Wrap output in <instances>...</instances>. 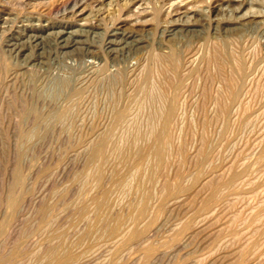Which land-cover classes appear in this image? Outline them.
I'll return each mask as SVG.
<instances>
[{"label":"rangeland","instance_id":"rangeland-1","mask_svg":"<svg viewBox=\"0 0 264 264\" xmlns=\"http://www.w3.org/2000/svg\"><path fill=\"white\" fill-rule=\"evenodd\" d=\"M191 1H181L180 9L166 18L165 0H142L149 13L140 17L133 8L121 17L128 0H0V264H36L44 253H52L45 248L47 239L73 243L85 230L78 208L87 204L89 213L90 198L98 194L92 150L103 145L101 134L109 128L114 104L134 110L135 130L141 133L150 128L146 118L163 109V99L149 100L134 91L146 70L158 96L166 98L170 85L182 81L167 155L153 182L143 184L152 195L150 202L141 196L143 208L118 188L109 194L115 207L124 205V219L128 213L136 219L131 226L139 230L133 228L131 242L97 240L77 264H264V0H238L239 6L228 0H193L194 11L187 10ZM73 6L85 9L82 15ZM248 16L263 24L239 26ZM136 18L142 23L137 25ZM169 22L194 28L169 32ZM118 26L121 31L108 38ZM136 42L140 45L133 49ZM64 43L70 48L58 47ZM171 54H178L177 75L168 60ZM234 86L237 97L230 100L228 89ZM65 109L68 117L57 123L55 117ZM131 126L115 130V144L127 145L135 132ZM231 173L238 175L230 184L224 180ZM134 213L144 214L141 219ZM129 227L125 223L124 231ZM81 249L75 245L74 251ZM146 249L153 251L149 261H144ZM37 251L43 255L39 261Z\"/></svg>","mask_w":264,"mask_h":264},{"label":"bare ground","instance_id":"bare-ground-1","mask_svg":"<svg viewBox=\"0 0 264 264\" xmlns=\"http://www.w3.org/2000/svg\"><path fill=\"white\" fill-rule=\"evenodd\" d=\"M160 1V0H159ZM184 2V0H165V4H167L166 6H168L166 8L165 11H167L166 13V18H170V15L172 14V12L180 9L179 5L180 3ZM202 0H196L197 3H200ZM209 1V0H208ZM207 1V2H208ZM214 2L216 1H219V0H212ZM230 4L232 5H235L237 4L239 6V2L238 0H228ZM67 3V2H66ZM65 3V4H66ZM193 3V4H192ZM226 3V2H225ZM241 3V2H240ZM187 4V3H186ZM194 3L193 0L190 2V5L188 3V8L187 10H193L194 11ZM202 5V4H201ZM67 6V5H66ZM199 6V5H198ZM223 6V5H222ZM76 7V6H75ZM73 6V9L75 8ZM196 7V6H195ZM242 7V6H241ZM77 8V10H76ZM75 8V12L78 15H82V13L84 12L85 9H81V10H78V7ZM134 9V11L138 13V17L142 16L143 14H148L149 12H147L145 9L146 8H142V0H128L127 4H125V9H124V13L122 11L121 13V17L123 15H125V13H128V11L130 9ZM221 8V7H220ZM112 9V8H111ZM163 9V8H162ZM161 9V10H162ZM183 9V8H182ZM197 9V7H196ZM127 10V11H125ZM199 10V9H198ZM211 10V9H210ZM238 10V9H237ZM152 12V11H151ZM118 13V12H116ZM193 13V12H192ZM74 14V13H73ZM129 14V13H128ZM72 15V14H71ZM75 16V15H74ZM130 16V15H129ZM120 17V18H121ZM127 16H125L124 18H126ZM137 17V15H136ZM137 17V18H138ZM153 16L150 17V20ZM163 17V16H162ZM219 17V16H218ZM135 18V17H134ZM136 18V20H137ZM210 18V17H209ZM220 18V17H219ZM83 19L86 20V17H84ZM186 19V18H185ZM216 19V18H215ZM140 20V19H139ZM149 21V19H147ZM153 20V19H152ZM151 20V22L153 23V21ZM166 20V19H165ZM239 20V19H238ZM138 21V20H137ZM136 21V22H137ZM145 21V20H144ZM143 21V23H144ZM169 21V20H168ZM186 21V20H185ZM237 21V19H236ZM150 22V21H149ZM194 22V21H193ZM89 23V22H88ZM138 23H140V21L137 22V25H139ZM142 23V22H141ZM140 23V24H141ZM155 23V22H154ZM177 23V21H176ZM257 24H263L261 23V19H258L257 17H252V16H248V17H243L240 19V21H238V25L239 26H254V25H257ZM87 25V24H86ZM130 25V24H129ZM144 25H147V24H144ZM167 25V23H166ZM216 25H219V22L216 23ZM120 26V25H119ZM118 26V28L116 29H113V30H110L109 31V35L110 37L108 38H111L116 34V31H121L120 30V27ZM165 26V25H164ZM151 27V26H149ZM225 27H227V25H225ZM191 28H194V25L192 24H183V25H177V24H174L172 22H169L168 25L166 26V30H169V32H174V31H188L190 30ZM131 29V28H130ZM129 29V30H130ZM140 29V28H138ZM145 29V28H144ZM149 29V28H148ZM149 31V30H148ZM153 31V30H152ZM165 31V30H164ZM212 31V30H211ZM214 31V30H213ZM150 32V31H149ZM133 32H129V36H131ZM145 33H147L145 31ZM175 33V32H174ZM73 34H70L69 35V38L72 40L73 39ZM60 34H56L55 36V39L56 40H59L60 41ZM63 38V37H62ZM80 38V37H79ZM65 40V39H64ZM82 40V39H81ZM76 41V39H75ZM141 41V40H140ZM73 42V41H72ZM76 43V42H75ZM76 45V44H75ZM108 45H113L112 42H108ZM140 45V42H136V44L134 45L135 48H137L138 46ZM142 45V44H141ZM58 46V45H57ZM59 48L61 49H68L70 48L69 47V43H64V44H61L60 46H58ZM78 47V46H76ZM80 47V46H79ZM72 48V47H71ZM129 50V49H128ZM222 50V49H221ZM79 51V50H77ZM230 51V50H229ZM222 52V51H221ZM86 53V52H85ZM216 53V52H215ZM231 53V52H229ZM155 54V53H153ZM163 54V53H162ZM200 54V53H199ZM213 54V52H212ZM165 55V54H164ZM178 54H171L169 57H168V60L170 62V66L172 68V70L174 71V73L177 75V72H178V66H179V61L177 58L178 56H176ZM231 55V54H230ZM166 56V55H165ZM225 56V55H224ZM232 56V55H231ZM163 57V56H162ZM218 57V56H217ZM222 58V57H221ZM232 60L234 57H231ZM238 58V57H237ZM193 59V58H192ZM235 59V58H234ZM214 61V60H213ZM216 61V60H215ZM214 61V62H215ZM234 61V60H233ZM162 62V61H161ZM209 62V61H208ZM222 62V61H221ZM237 62V60H236ZM223 63V62H222ZM235 63V62H233ZM155 64V63H154ZM158 64H159V61H158ZM224 64V63H223ZM222 64V65H223ZM236 64V63H235ZM162 65V64H161ZM225 65V64H224ZM241 63H239L237 65V71H241ZM2 70H5L7 71L8 70V66L5 65V63H3L2 65ZM207 66V65H206ZM235 66V65H234ZM160 67V66H159ZM164 67V66H163ZM1 69V68H0ZM144 69V68H142ZM156 69V67H155ZM185 69V68H184ZM206 69V68H205ZM1 70V71H2ZM157 70V69H156ZM160 70H162L160 68ZM222 70V69H221ZM95 71V70H94ZM141 71V70H140ZM155 71V70H154ZM163 71V70H162ZM166 72V71H165ZM218 72V71H217ZM221 72V71H220ZM3 73V72H2ZM6 73V72H5ZM136 73V72H135ZM144 74L141 76V78L138 80L137 79V83H135L134 85V91L137 92V93H140L142 94L146 99H149V100H153V99H163V102H164V106H163V109L158 112H154L153 114H151L148 118H146V121H148L147 125H145V127L147 128V126H150V128L148 129L147 133H141L139 128L137 131V129L135 130V125H137V121H136V118L134 116H136L134 114L131 115V113L134 111H129V108L128 105H123V106H117V104H114V107H113V111H112V114H111V117H110V122H109V128H107L101 135H102V143L103 145L101 147H99V145L95 146L92 150V154H93V158L94 160L97 162V166H96V173L95 175L97 174V177L99 178L97 181H95V186L97 188V191H98V194L96 196H93L90 198V215L89 213L87 212V204H82L81 206H79L78 208V214H79V219L81 221H83L85 223V230H83V232H81V234L79 233L78 237L76 238V240L73 242V243H67L65 242V240H60V241H57L55 242L54 240L51 241L50 239H47L49 241L46 242V247L45 248H51L52 249V253L45 256L47 253H44V257H42L41 261H39L37 258L42 254V251L39 253L37 251V255H36V259L39 261L38 263L36 262L37 260L35 259V262L36 264H77L79 262V260L84 256L86 255V253H88L90 251V249L94 246V243H97L98 241L97 240H103V243L105 241H111V240H114L116 239L117 237H120V242L124 240H126V242L124 244H127V243H130L132 238H133V227L131 226V224H133L131 221L133 220L131 218V215H129L130 213H128V218L124 219L122 214H121V211L123 210L124 208V205L122 207H115L114 204H112L110 202V198H109V194L110 192L113 190V189H120L123 191V193L125 194H128L133 196V200L135 202H137L136 204H139L140 203V198L142 195H146V198H147V202H150V199H151V193L150 192H144V189H143V184L145 181L147 182H153L154 180V175L157 171V168L164 162L165 160V156L167 155L166 152L168 151V143H169V129H170V126L172 124V122L174 121L175 122V115H176V111H177V108H178V93H179V90L182 86V81L179 83L174 81L171 85H170V89H171V92H169L170 94L165 98L164 96L160 95H155L154 92H152V89L154 88L153 86L155 85H151L153 88L151 89V86H150V81L153 79L151 78V76H153L151 74V71L150 70H146L145 72H143ZM161 73V72H160ZM169 73V72H168ZM117 74V73H116ZM156 74V73H155ZM154 74V75H155ZM141 75V73H140ZM139 75V76H140ZM234 75V74H233ZM12 76V75H11ZM168 76V74H167ZM111 77V76H110ZM202 77V76H201ZM220 77V76H219ZM218 77V78H219ZM120 78V77H119ZM156 78H157V75H156ZM163 78V77H162ZM161 78V80H162ZM169 78V77H167ZM236 78V77H235ZM5 79V78H4ZM108 79V78H107ZM113 79V77H112ZM232 79V77H231ZM120 80L122 81V78H120ZM233 80V79H232ZM108 81V80H107ZM115 81V80H113ZM159 81V80H158ZM163 81V80H162ZM161 81V82H162ZM168 81V80H167ZM210 82V81H209ZM112 83V82H111ZM116 83V82H115ZM129 83V82H128ZM127 83V84H128ZM134 83V82H133ZM159 83V82H158ZM171 83V82H169ZM67 84V83H66ZM110 84V83H109ZM153 84V83H152ZM154 84H156L154 82ZM160 84V83H159ZM162 84H164L162 82ZM60 85V84H59ZM65 85V83H64ZM68 85V84H67ZM108 84H106L107 86ZM112 85V84H111ZM232 85V84H231ZM251 85V84H250ZM1 86V84H0ZM6 86L7 83H6ZM63 86V85H62ZM166 86V85H165ZM61 87V86H60ZM157 87V85H156ZM161 87V86H160ZM228 87V86H226ZM225 87V88H226ZM7 88V87H6ZM121 88V87H119ZM158 88V87H157ZM167 88V87H166ZM52 89V88H51ZM50 89V90H51ZM66 89V87H65ZM160 89V88H159ZM165 89V88H163ZM203 89V88H202ZM227 89V88H226ZM234 89H235V86L234 87H230L228 90L230 91L229 92V99L230 100H235V98L237 97V91L234 92ZM120 90V89H119ZM118 90V91H119ZM156 90V89H155ZM63 91V90H62ZM154 91V90H153ZM157 91V90H156ZM169 91V90H168ZM209 92V91H208ZM65 93V92H64ZM75 95H78L79 94V91H75L74 92ZM106 93V92H105ZM157 93V92H156ZM161 93V92H160ZM117 94V93H116ZM139 94V95H140ZM159 94V93H158ZM162 94V93H161ZM166 94V93H165ZM118 95V94H117ZM116 95V96H117ZM167 95V94H166ZM221 95V94H220ZM224 95V94H223ZM200 96V95H199ZM210 96V95H208ZM111 97V95H110ZM113 97V96H112ZM219 98V97H217ZM223 98V96H222ZM138 99V98H136ZM209 99V98H208ZM120 100V98H119ZM144 100V99H143ZM226 100V99H225ZM113 101V100H112ZM137 101V100H136ZM223 101V100H222ZM72 102V101H71ZM151 102V101H150ZM228 102V101H227ZM119 103V102H118ZM142 103V102H141ZM148 103V102H147ZM216 103V102H215ZM69 104V103H68ZM108 104V103H107ZM138 104V103H137ZM149 104V103H148ZM147 104V105H148ZM223 104V102H222ZM113 105V104H112ZM140 106L142 104H139ZM159 105V104H158ZM157 104L156 106L159 107ZM228 105V104H227ZM29 106V105H28ZM218 106V105H217ZM93 107V106H92ZM112 107V106H111ZM139 107V106H138ZM161 107V106H160ZM224 107V106H223ZM74 108V107H73ZM133 108V107H132ZM143 108V107H142ZM141 110H144L142 109ZM145 108V107H144ZM149 108V107H148ZM216 108V107H215ZM239 108V107H238ZM140 109V107H139ZM150 109V108H149ZM154 109V107H153ZM219 109V107H218ZM248 109V108H247ZM73 110V109H72ZM112 110V108H111ZM110 110V111H111ZM220 110V109H219ZM225 110V109H224ZM33 111V110H32ZM145 111V110H144ZM150 111V110H149ZM139 112V111H138ZM100 113V112H99ZM137 113V112H136ZM144 113V112H143ZM179 113V112H178ZM35 114V117L38 118L39 120L43 121L44 123L47 121L46 118H43L42 116H40L38 113H34ZM73 114H74V111H73ZM94 114V113H93ZM141 114V112H140ZM145 114V113H144ZM220 114V113H219ZM69 115V109H65L63 112L59 113L56 117H55V120L58 122H63L64 123V120L68 117ZM139 115V113H138ZM178 115V114H177ZM223 115V114H222ZM33 116V115H32ZM221 116V114H220ZM243 116V115H242ZM96 117V116H95ZM147 117V116H146ZM177 117V116H176ZM99 118V117H98ZM138 118V117H137ZM237 118V116H236ZM33 119V118H32ZM31 119V120H32ZM72 119V118H71ZM142 119V118H141ZM148 119V120H147ZM30 120V121H31ZM109 120V119H108ZM143 120V119H142ZM141 120V121H142ZM223 120V119H222ZM68 121V119H67ZM140 121V119H139ZM145 121V122H146ZM40 122V121H39ZM69 122H70V118H69ZM80 123V122H79ZM142 122H140L141 124ZM156 123V124H155ZM49 124V123H48ZM146 124V123H145ZM174 124V123H173ZM172 124V125H173ZM92 125V124H91ZM126 125H132L134 126V130L135 132L132 134V136L130 137V139L126 142L127 145L126 146H119L117 144L114 143V139L116 137V129L117 128H120L122 126H126ZM142 125V124H141ZM61 126V125H60ZM131 126V127H132ZM139 126V124H138ZM175 126V125H174ZM95 128V126H94ZM105 128V127H104ZM125 128V127H124ZM129 128V127H128ZM145 128V129H146ZM221 128V127H220ZM66 129V128H65ZM79 129V127H78ZM82 129V128H81ZM143 129V127H142ZM95 130V129H94ZM126 130V129H125ZM128 130V129H127ZM132 130V129H131ZM147 130V129H146ZM133 131V130H132ZM81 132V131H80ZM128 132V131H127ZM68 133V132H67ZM126 133V132H125ZM130 133V131H129ZM122 134V133H121ZM128 135V133H127ZM131 135V133H130ZM30 136V135H29ZM123 136V135H122ZM125 136V135H124ZM129 136V135H128ZM230 137V136H229ZM123 138V137H122ZM121 138V139H122ZM126 138V136H125ZM124 138V139H125ZM128 138V137H127ZM203 138V137H202ZM99 139V138H98ZM173 139V138H172ZM28 140V139H27ZM119 140V139H118ZM142 142L145 143L142 145H138L139 142ZM171 140V139H170ZM179 140V139H178ZM99 141V140H98ZM123 141V140H121ZM125 141V140H124ZM184 141V140H183ZM28 142V141H27ZM96 142V141H95ZM176 142V141H175ZM258 142V141H257ZM121 143V142H120ZM172 143V142H171ZM89 144V143H88ZM256 144V143H255ZM259 147V146H258ZM91 148V147H90ZM233 148V147H232ZM170 149V148H169ZM202 150V149H201ZM208 151V150H207ZM228 151V150H227ZM20 152V151H19ZM22 152V151H21ZM19 154V160L21 159L22 155H23V152ZM109 152H112L111 154H109ZM170 152V151H169ZM178 152V151H177ZM197 152V151H196ZM185 153V152H184ZM255 153V152H254ZM89 154V153H88ZM170 154V153H169ZM113 156L112 157V160L110 161V157L109 156ZM172 155V154H170ZM177 156V155H175ZM169 157V156H168ZM172 156H170L171 158ZM253 157V156H252ZM198 158V157H197ZM180 159V158H179ZM200 159V158H199ZM167 160V159H166ZM196 160V159H195ZM217 160V159H216ZM74 162V161H73ZM189 162V161H188ZM217 162V161H216ZM211 163V162H209ZM208 163V164H209ZM167 164V163H166ZM180 164V163H179ZM110 165V174L106 177L105 175V170L107 167H109ZM173 165V164H172ZM232 166V165H231ZM229 167V166H228ZM241 167V166H240ZM94 168V167H93ZM165 168V167H164ZM240 169V168H239ZM263 169V168H261ZM260 169V170H261ZM165 170V169H164ZM231 172H232V169H230ZM229 170V171H230ZM238 170V169H237ZM236 170V171H237ZM57 171V170H56ZM93 171V169H92ZM257 171V170H256ZM89 172V171H88ZM54 173V172H53ZM92 173V172H91ZM170 173V172H169ZM162 174V173H161ZM229 174V172L227 173ZM238 173H231L229 175V177L224 180V181H228L229 180V183L231 184L230 180L232 181L233 178L237 177ZM166 176V175H164ZM175 176V175H174ZM227 176H225L226 178ZM14 178H15V181L19 183L20 178H19V174L18 172H15V175H14ZM51 178V177H50ZM189 178V177H188ZM224 178V179H225ZM48 179V178H47ZM167 179V178H166ZM220 179V178H219ZM81 180V179H80ZM107 180V183L106 184V181ZM207 180V179H206ZM221 180V179H220ZM132 181V182H131ZM235 181V180H234ZM245 181V179H244ZM257 181V180H255ZM207 182V181H206ZM209 182V181H208ZM211 182V181H210ZM219 182V181H218ZM223 182V181H222ZM163 183V182H162ZM165 183V182H164ZM205 183V182H204ZM215 183V182H214ZM228 183V182H227ZM226 183V184H227ZM51 184V183H50ZM206 184V183H205ZM212 184V183H211ZM217 184V183H216ZM215 184V185H216ZM224 183V185H226ZM229 184V185H230ZM233 184V182H232ZM242 184V183H241ZM252 184V183H251ZM220 185V184H219ZM227 184V187L229 186ZM94 186V188H95ZM164 186V184H163ZM162 186V187H163ZM208 186V185H207ZM210 186V185H209ZM218 186V184H217ZM253 186V185H252ZM211 187V186H210ZM95 188V189H96ZM164 188V187H163ZM214 188V187H212ZM218 188V187H217ZM94 189V190H95ZM149 189V188H148ZM162 189V188H161ZM168 189L170 188H167V191ZM219 189V188H218ZM263 189V188H262ZM81 190V189H80ZM93 190V189H92ZM91 190V191H92ZM207 190V189H206ZM209 190V188H208ZM215 190V188H214ZM95 191V193L97 192ZM159 191V190H158ZM162 191V190H161ZM173 191V190H172ZM213 190L211 189V192ZM260 191V190H259ZM164 192V189L163 191ZM216 192V191H215ZM213 192V193H215ZM218 192V190H217ZM112 193V192H111ZM116 193V192H115ZM114 193V194H115ZM154 193V192H153ZM160 193V192H159ZM259 192H257L258 194ZM113 194V195H114ZM125 194L122 195V197H125ZM163 194V193H162ZM205 194V193H204ZM256 194V195H257ZM117 195V194H116ZM211 195V194H210ZM218 195V194H217ZM162 196V195H161ZM212 196V195H211ZM252 196V195H251ZM121 197V195H120ZM122 197H121V200H122ZM215 197V195H213V198ZM218 197V196H217ZM255 197V196H254ZM155 198V197H154ZM210 198V197H209ZM235 198V197H234ZM125 199V198H124ZM216 199V198H215ZM215 199L213 201H215ZM230 199V198H229ZM251 199V198H250ZM192 200V199H191ZM212 200V199H211ZM218 200V198L216 199ZM14 201V200H13ZM120 201V200H119ZM124 201V200H123ZM132 201V200H131ZM180 201V200H179ZM209 201V200H208ZM256 201V200H254ZM115 202H116V199H115ZM210 202V201H209ZM209 202H206V203H209ZM237 202V201H236ZM243 202V201H242ZM251 202V201H250ZM13 203V202H12ZM17 203V202H16ZM121 203V201H120ZM133 203V201H132ZM131 202L130 204L133 205ZM144 203V202H143ZM192 203V202H191ZM190 203V204H191ZM214 203V202H212ZM229 203V202H228ZM232 203V202H231ZM241 203V202H240ZM18 204V203H17ZM89 204V203H88ZM135 204V205H136ZM264 204V202H263ZM261 204V205H263ZM10 205V204H9ZM16 205V204H15ZM148 204H146L147 206ZM185 205V204H184ZM206 205V204H205ZM235 205V204H234ZM237 205V204H236ZM248 205V204H247ZM259 205V204H258ZM257 205V206H258ZM12 206V205H11ZM134 206V205H133ZM140 207L143 208L142 205H138ZM256 206V207H257ZM14 207V206H12ZM59 207V206H58ZM167 207V206H166ZM15 208V207H14ZM133 208H137V207H133ZM147 208V207H146ZM160 208V207H159ZM180 208V207H179ZM233 208V207H232ZM263 208V207H262ZM11 209V207H10ZM145 209V208H144ZM143 209V210H144ZM223 209V208H222ZM14 210V209H13ZM136 210H139V209H136ZM135 210V211H136ZM142 210V211H143ZM146 210V209H145ZM144 210V211H145ZM242 210V209H241ZM256 210V209H254ZM141 211V210H140ZM139 212V211H138ZM167 212V211H166ZM70 213V212H69ZM126 213V212H125ZM140 213V212H139ZM226 213V212H225ZM18 214V213H17ZM135 214V213H134ZM144 214V213H142ZM140 214V216L142 215ZM157 214V213H156ZM262 214V213H261ZM133 216V215H132ZM137 215L135 214L133 217H136ZM140 216H137L140 218ZM251 216V215H250ZM262 216V215H261ZM260 216V217H261ZM264 216V215H263ZM261 217L260 219L263 220L264 217ZM136 217V218H137ZM237 217V216H236ZM138 218V220H140ZM145 219V217H143ZM176 218V217H175ZM250 218V217H248ZM132 219V220H131ZM141 219H142V216H141ZM239 219V218H238ZM38 220V219H37ZM134 222L136 221V219L133 220ZM226 221V219H225ZM234 221V220H232ZM243 221V220H242ZM129 223L130 224V230L128 228L127 231H124V224L125 223ZM139 222V221H138ZM236 222V221H235ZM245 222V221H244ZM261 222V220L258 221V223ZM263 223V221H262ZM137 224V222H136ZM230 224V223H229ZM235 224V223H234ZM257 224V223H256ZM33 225V224H32ZM48 226V225H47ZM135 226V225H134ZM198 226V225H197ZM223 226V225H222ZM230 226V225H229ZM264 226V225H263ZM263 226H260L259 228L263 227ZM138 227L135 228V230L137 229ZM207 228V227H206ZM234 228V227H233ZM252 228V227H251ZM144 229V228H143ZM147 229V228H146ZM144 229V230H146ZM11 230V229H10ZM139 230V229H137ZM255 230H259V229H255ZM220 231V230H219ZM227 231V230H226ZM145 232V231H144ZM258 232V231H257ZM78 233V232H77ZM141 233H143V231H141ZM138 234V233H136ZM145 234V233H144ZM192 234V233H191ZM196 234V233H195ZM139 235V234H138ZM137 235V237H139ZM141 235V234H140ZM252 235V234H251ZM262 235V234H261ZM237 236V234H236ZM249 237V236H248ZM263 237V236H262ZM54 238V237H53ZM119 239V238H117ZM135 239V238H134ZM205 239V238H204ZM259 239V238H258ZM43 241V240H42ZM97 241V242H95ZM143 241V240H142ZM115 242V240H114ZM187 242V241H186ZM233 242V241H231ZM171 243V242H170ZM189 243V242H188ZM211 243V242H210ZM106 244V242L104 243ZM238 244V243H237ZM75 245H79V246H82V249L79 251V252H75ZM98 246H100L99 244H96ZM103 245V244H102ZM101 245V246H102ZM135 247V246H134ZM197 247V246H196ZM218 247V246H217ZM232 247V246H231ZM247 247V246H246ZM97 249H100L98 247H96ZM102 248V247H101ZM105 248V247H104ZM103 248V249H104ZM174 248V247H173ZM95 249V248H94ZM217 249V248H216ZM238 249V248H237ZM2 250V249H1ZM45 250V249H43ZM51 251V250H50ZM92 251V250H91ZM119 251V250H118ZM260 251V250H259ZM45 252V251H43ZM99 252V251H98ZM97 252V253H98ZM117 252V251H116ZM163 252V251H162ZM90 253V252H89ZM93 253V251H92ZM114 253V252H113ZM118 253V252H117ZM116 253V254H117ZM214 253V252H213ZM153 251H150V250H145L144 252V261H149V259L153 256ZM157 254V253H156ZM89 255V254H87ZM93 255V254H92ZM253 255V254H252ZM33 256V255H32ZM43 256V255H41ZM94 256V255H93ZM116 256V255H115ZM143 256V254H142ZM35 257V256H34ZM33 257V258H34ZM86 257V256H85ZM240 257V256H239ZM254 257V256H253ZM40 259V258H39ZM143 259V258H142ZM227 259V258H226ZM240 259V258H239ZM260 260V259H259ZM29 261V260H28ZM82 262V261H81ZM104 262V261H103ZM204 262V261H203ZM237 262V261H236ZM248 262V261H247ZM211 263V262H210ZM21 264V263H20ZM29 264V263H27ZM35 264V263H34ZM197 264V263H196ZM244 264V263H243Z\"/></svg>","mask_w":264,"mask_h":264}]
</instances>
